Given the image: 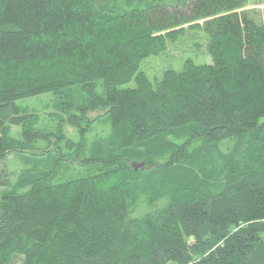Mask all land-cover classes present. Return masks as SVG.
Returning a JSON list of instances; mask_svg holds the SVG:
<instances>
[{"label": "trees", "instance_id": "16d2710c", "mask_svg": "<svg viewBox=\"0 0 264 264\" xmlns=\"http://www.w3.org/2000/svg\"><path fill=\"white\" fill-rule=\"evenodd\" d=\"M244 2L0 0V160L12 152L6 129L28 122L18 101L83 86L117 152L180 130L162 167L188 166L185 199L139 215L125 182L105 176L4 195L0 264H264V28L235 12ZM198 21L211 64L186 61L154 87L137 74ZM116 157L122 179L141 180Z\"/></svg>", "mask_w": 264, "mask_h": 264}, {"label": "rangeland", "instance_id": "374dc122", "mask_svg": "<svg viewBox=\"0 0 264 264\" xmlns=\"http://www.w3.org/2000/svg\"><path fill=\"white\" fill-rule=\"evenodd\" d=\"M235 12L244 13L264 28V0H245L243 7ZM202 23L183 25L182 33L174 41H167L164 51L139 61L137 74L143 75L154 87L166 71H182L186 61L211 64L208 37ZM55 69L43 67L45 72H56ZM138 82L140 80L134 78L122 88H133ZM95 92L103 95L98 85ZM85 93L83 86H79L61 100L48 93L16 103L28 122L6 129V146L12 152L5 160H0V182L8 184V187L0 184V202L8 193L38 186L50 189L65 182L96 176H105L107 185L114 180L124 181L127 197L136 204V215L148 211L152 204L166 206L184 200L185 189L181 183L185 178L180 177L178 171L184 172L188 166L180 162L179 170L174 165L170 172L162 166L171 159L172 144H180L185 132L175 130L172 134L156 136L147 143L117 152L110 142V124L100 117L104 110L89 109ZM205 153L200 151L194 158L202 168L211 158L210 151L209 156ZM118 154L123 156V163L139 173L140 181L128 184L126 178L122 179L123 174L117 166L121 161L116 157ZM116 169L119 172L114 175ZM11 264H19V258L13 256Z\"/></svg>", "mask_w": 264, "mask_h": 264}]
</instances>
